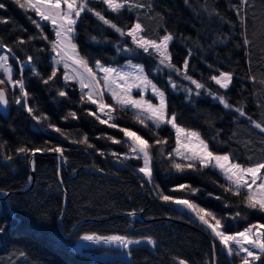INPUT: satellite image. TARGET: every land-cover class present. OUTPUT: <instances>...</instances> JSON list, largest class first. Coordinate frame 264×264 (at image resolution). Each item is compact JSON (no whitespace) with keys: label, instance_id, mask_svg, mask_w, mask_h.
I'll list each match as a JSON object with an SVG mask.
<instances>
[{"label":"trees","instance_id":"trees-1","mask_svg":"<svg viewBox=\"0 0 264 264\" xmlns=\"http://www.w3.org/2000/svg\"><path fill=\"white\" fill-rule=\"evenodd\" d=\"M141 2L152 7L124 9L119 14L111 13L102 0H89V7L103 10L107 18L125 30L139 19L144 35L150 39L163 36L165 32L173 33L174 40L169 46L172 62L182 67L184 60H189L188 74L206 85L199 96L195 92L189 96L186 89L195 87L190 81L159 66L155 55L144 53L129 37H121L88 11L81 14L76 25L74 42L79 53L89 62L122 63L132 58L142 63L152 81L165 91L169 115L176 113L179 125L199 131L213 152L231 153L234 162L249 166L264 160V133L254 128L247 117L224 108L207 94V89L219 92L232 105L243 107L252 119L264 122V83H261L264 81V0H249L244 26L233 7L239 5V0ZM0 3L5 4V8L0 9V45L12 48L10 58L15 64L17 60L33 57L32 66H26L21 73L17 69L15 78L20 73L29 94L28 106L35 109L34 114L47 117L36 120L40 129L32 128V116L16 103L18 96L14 98L7 89L11 112L8 116L0 113V195L13 193L0 199V228H3L0 264H179L182 259L191 264H235L240 261L239 256H229L222 251L219 240L209 231L207 234L202 231L207 230L203 225L160 196L193 201L222 218L226 231L235 232L250 224L264 223V212L242 203L246 190H242L240 196L225 192L221 185L227 186L228 182L211 167L200 169L197 166L196 170L178 172L173 162L186 161L168 155L175 146V132L168 125L159 129L151 125L144 128L134 122L135 114L130 109L121 110L116 104L114 114L118 128L101 124L89 115V111H97L96 106L86 102V98L82 102L83 92L79 86L65 81L63 67L53 63L51 52L55 37L50 24L40 21L41 33L32 23V20L39 21L34 12L21 9L14 0H0ZM245 36L250 44H244ZM21 39L25 43H19ZM126 48L131 51H125ZM158 67L162 70L158 71ZM53 69L57 70L56 77L45 84ZM220 71L233 73L227 90L210 80ZM169 74L177 84L176 89L169 83ZM253 76L255 80L249 79ZM0 79H3L1 75ZM60 90L67 95L59 96ZM71 112L76 113V118L69 115ZM56 128L61 131L57 132ZM121 128L137 130L153 144L150 183L132 165L126 164L123 170L115 169L113 159L117 155L113 154L127 150ZM153 132L158 135L153 136ZM85 136L87 144L76 142ZM109 137L122 143H114ZM157 138L167 143L155 145ZM55 146L64 148L68 163H63L59 172L57 157L38 154L34 185L18 192L29 182L32 153H20L17 149L40 148L47 152L44 149ZM133 163L139 165V160ZM99 169L107 173L100 175L91 171ZM180 184L191 185L198 191L178 190ZM140 211H144L145 216L160 218L143 221L133 214H121ZM166 216L191 224L171 221ZM87 233L146 236L155 239L156 244L131 247V261L102 259L73 247L76 239Z\"/></svg>","mask_w":264,"mask_h":264},{"label":"snow or ice","instance_id":"snow-or-ice-1","mask_svg":"<svg viewBox=\"0 0 264 264\" xmlns=\"http://www.w3.org/2000/svg\"><path fill=\"white\" fill-rule=\"evenodd\" d=\"M14 2L19 5L21 9L34 12L35 16L39 18V21L32 20V23L36 28L40 29L41 33H43V27L40 21L51 24L55 30L56 37V39L52 41V50L60 57L57 63L63 62L65 69H67L70 66L68 61H71L73 66L83 68L84 71L79 72L76 71V67H73L74 75H69V73L65 71L64 80L79 79L81 90L88 89L87 92L82 94L81 101L85 102L86 98V102L96 106L97 111H89L88 114L95 117L101 124H106L112 128L119 127L115 122L114 107L104 101V92L97 87L100 82L96 79L95 72L88 66V61L79 55L77 45L73 43L77 21L85 11L93 13L99 21L113 29L121 37H130L132 44L138 49L143 50L144 53L155 55L159 61V66L170 69L182 75L184 79L190 81L191 84L195 86L196 96L201 94L200 90L206 89L204 83H201L188 74L190 65L187 58L184 60L182 67H177L172 62V54L169 51V46L174 40V34L171 32H165L163 36H159L156 39L147 38L144 35L145 29L139 19H137L135 23L129 25L127 30H125V28L119 26L114 20L107 18L103 14V10L98 11L93 7H89V0H14ZM102 3L106 5L111 13L117 14L124 9L132 10L152 7L151 4H145L141 2V0H102ZM233 7L236 10L237 16L240 17V24L242 26L246 25L249 0H239V5H233ZM3 8H5V4L0 3V9ZM43 38L47 39V36ZM30 39H32V37H30ZM19 43L23 44L25 41L21 39ZM250 43L247 36H245L244 44L247 45ZM3 47L7 48V52L0 56V69H2L3 73L7 76V80L0 79V85L8 83L13 87H18L21 96L16 100V103L21 104L34 120L39 121L41 119H47V117L35 115V109L28 106L27 98L29 94L25 90L23 80L12 79L13 68L9 64V54L12 53V48L7 45H3ZM124 50L131 51V49L127 48ZM69 52H71V55H69ZM191 55L192 53L189 51V56ZM32 59L33 57L31 56L27 58L29 62L32 61ZM95 67L99 68L100 71L104 73L103 83L108 87L112 100L120 106V109L135 110V115L133 117L135 123L144 128H149L151 124L155 129H159L163 125H169L175 130L176 147L173 149V152L168 153V155L172 156V154L175 153L176 156L186 161V163L173 162V167L178 172L196 170L197 166H199L200 169L209 167L218 169L228 182L227 186L221 185L225 192H229L234 196H240L241 191L246 190L242 203L245 204L247 208L264 212V160L245 166L239 162H234V157L231 153L218 154L213 152L210 149L209 143L201 137L199 131L186 129L179 125L177 123L176 113L173 112L169 115L165 91L149 79L148 74L144 72L143 65H133L131 67L134 68V71L128 72L122 69L105 67L97 60ZM157 70L159 71L162 69L158 67ZM56 72L57 70L53 69L51 75L44 83L47 84L49 81L53 80L56 77ZM249 79L255 80V77H249ZM210 80L214 81L220 89L227 90L232 83L233 73L229 71H220L219 75H212ZM169 83L173 89L177 88V84L172 80L171 74H169ZM261 83H264V81H261ZM112 84L116 85L115 89L111 87ZM117 89L119 91H117ZM134 89L140 90L138 98L133 95ZM149 90L152 96L158 100V103H153L151 99L145 98L144 94ZM186 91L189 93V96L193 93V89L191 88H187ZM207 94L216 99L224 108L234 109L239 116L247 117L254 128L264 133V122L252 119L251 116H248L243 107L232 105L225 95H221L219 92H214L211 89H207ZM58 95L64 97L67 93L60 90L58 91ZM0 104H8L6 89L3 87H0ZM101 114L106 118H101ZM69 115L76 118L75 112H71ZM49 127L55 126L49 124ZM55 130L57 132L61 131L59 128ZM120 131L123 133L124 137L130 141L129 152L123 153L122 159H142L143 166L140 167L138 171L143 173V175L151 181L153 174L151 150L153 144H150L148 139H145L144 136H141L136 131H132L130 128H121ZM152 134L153 136L158 135L156 132ZM109 139H112L114 143H122V141L116 140L114 137H109ZM76 142L87 144L88 138L85 136L83 139ZM165 143H167L165 139L157 138L154 140L155 145H162ZM89 146L91 147V145ZM44 150L59 153L61 157L64 155V148L61 146L49 147ZM17 151L20 153L31 152L35 154L40 152L41 149L20 147ZM113 155L117 154L114 153ZM8 159H11V157H8ZM177 189L190 190L192 192L198 191V189L192 188L191 185L187 184H180L177 186ZM160 199L166 202L183 205L194 213L196 218L211 230L229 256L240 257V264H257L258 261L264 264V223L250 224L243 231L229 233L225 230L222 218H217L214 213L200 207L193 201L188 199H177L171 195H161ZM218 199H220V197H218ZM236 215L239 216L240 213ZM209 217L214 223L209 221ZM0 231H3V228H0ZM84 239L94 240L104 238H97L94 235H85ZM108 239L118 241L124 247H127L129 243H139V241H128L122 236H112ZM149 242H152L150 238ZM241 253L244 255L241 256ZM179 264H188V262L186 260H180Z\"/></svg>","mask_w":264,"mask_h":264},{"label":"rangeland","instance_id":"rangeland-1","mask_svg":"<svg viewBox=\"0 0 264 264\" xmlns=\"http://www.w3.org/2000/svg\"><path fill=\"white\" fill-rule=\"evenodd\" d=\"M38 18V17H37ZM41 22H43V21H41ZM45 23H47V22H45ZM50 24V23H49ZM50 27H51V29H52V31L54 32V37H55V30L53 29V27L51 26V24H50ZM76 32V31H75ZM74 35H75V33H74ZM130 38V37H129ZM56 39V37L54 38V40ZM53 40V41H54ZM130 40H131V38H130ZM73 43H75L74 42V40H73ZM76 44V43H75ZM77 51H78V49H77ZM7 52V48H5V47H2V46H0V56H2V55H4L5 53ZM78 53H79V51H78ZM69 55H71V52H69ZM79 55L81 56V57H83L80 53H79ZM10 56H13V54L11 53V54H9V64L12 66V68H13V73H12V79L13 80H17V79H22V77H21V75H20V73L22 72V70L26 67V66H32V63H31V61L29 62L28 60H25V61H21V60H17V64H15L12 60H11V58H10ZM51 58H52V60H53V63H54V65L56 66V67H59V66H62L63 67V70H64V73H65V71H67L68 73H69V75H74L75 73L73 72V67H76V66H73L72 64H71V61H68V63H69V67L67 68V69H65V67H64V64H63V62H60V63H57V61H59V59H60V57L59 56H57V54H56V52H54L53 50H52V52H51ZM84 58V57H83ZM86 59V58H85ZM87 60V59H86ZM88 61V60H87ZM101 62V64L103 65V66H105V67H112V68H117V69H122V70H124V71H128V72H132V71H134V68H132L131 66H133V65H137V64H139V65H143L142 63H140V62H138V61H136V60H134V59H132V58H128V59H126L125 61H123L122 63H103L102 61H100ZM95 63H96V61H94V62H89L88 61V66L90 67V68H92L93 69V71L95 72V74H96V79L100 82L99 83V85L97 86L98 87V89H100V90H103V92H104V101L106 102V103H109V104H111L113 107H114V109H115V104H116V102L114 101V100H112V98H111V94H110V92H109V89H108V87H106L105 85H104V83H103V78H104V73L102 72V71H100V69L99 68H96L95 67ZM144 67V66H143ZM17 69H19V76L17 77V78H15V74H16V72H17ZM76 71H79V72H83L84 70H83V68H79V67H76ZM144 72L146 73V71H145V69H144ZM147 74V73H146ZM0 75L2 76V78L4 79V80H7V76L3 73V70L2 69H0ZM215 75H219V73H216ZM149 79H151L150 77H149ZM152 80V79H151ZM68 81H73V82H75L78 86H79V88H80V90H81V87H80V83H79V79H74V80H68ZM153 83H155L154 81H152ZM156 84V83H155ZM157 85V84H156ZM2 87H4L6 90L8 89V90H10L11 91V93L14 95V98L15 97H17V99H19L20 98V96H21V92H20V90H19V88L18 87H13L11 84H8V83H6L4 86H2ZM111 87L113 88V89H115L116 88V85L115 84H112L111 85ZM7 90V91H8ZM82 91V90H81ZM88 91V89H83V93H85V92H87ZM117 91H119L118 89H117ZM139 89H134L133 90V95L134 96H137V98H138V93H139ZM196 91V89H195V87L193 88V92H195ZM145 98L146 99H151L152 100V102L153 103H158V100L157 99H155L153 96H152V93H151V91L149 90V91H147V92H145ZM117 105V104H116ZM119 106V105H118ZM97 109V108H96ZM134 114H135V110H133V109H130ZM115 115V114H114ZM101 116L103 117V118H106V117H104L103 116V114H101ZM151 125V124H150ZM169 126V125H168ZM170 128H171V126H169ZM173 129V128H172ZM132 131H136V132H138L137 130H134V129H131ZM192 130V129H191ZM173 131L175 132V130L173 129ZM139 134V133H138ZM129 143H130V141H128L127 140V138H126V145H127V150L126 151H124V152H117L116 154H117V156L116 157H120L119 159H121L125 164H128V165H132V166H134V168L138 171V169L140 168V167H142L143 166V160L142 159H140L139 160V165H136V164H134L133 163V161H138L137 159H135V158H130V159H127V160H123L122 159V154L123 153H127V152H129ZM176 147V132H175V146H174V148ZM173 148V149H174ZM172 152H173V150H172ZM219 154V153H218ZM223 154V153H222ZM131 155V154H130ZM173 155L175 156V157H177V158H179V159H182L181 157H179V156H176L175 155V153H173ZM218 172H219V170L218 169H216ZM139 172V171H138ZM140 173V172H139ZM220 173V172H219ZM142 176H143V178L148 182V183H150L151 181H149V179L147 178V177H145L144 175H143V173H140ZM180 199V198H179ZM173 204V206L174 207H176L177 209H179L180 211H183V212H185L186 214H189L190 215V217L191 218H194L195 220H197L201 225H203L208 231H210V233L213 235V233L211 232V230L206 226V225H204V224H202L197 218H196V216H195V214L194 213H192L191 211H189L187 208H185L183 205H179V204H176V203H172ZM211 223H214V221H211V220H209ZM254 224H256V223H254ZM249 226V225H248ZM248 226H246V227H248ZM246 227H244L243 229H241V230H239V231H243ZM228 232V231H227ZM235 232H238V231H235ZM229 233H234V232H229ZM85 235H94V236H96L97 238H100V237H103L104 239H94V240H85L84 239V236ZM112 236H122V237H125L128 241H139V243H135V242H133V243H129L128 244V246L127 247H124L120 242H118V241H112V240H110V239H108L109 237H112ZM214 236V235H213ZM215 237V236H214ZM149 238L151 239V243L149 242ZM155 244H156V241H155V239H153V238H151V237H137V238H132V237H126V236H123V235H117V234H111V235H98V234H91V233H87V234H83V235H81V236H79L77 239H76V241L74 242V244H73V247L74 248H76V249H78V250H81V251H85V252H87L88 254H90V255H92V256H94V257H99V258H102V259H110V258H122V259H126V260H128V261H131L132 259H131V254H130V249H131V247H133V246H140V245H149V246H151V247H154L155 246ZM223 248V247H222ZM225 250V249H224ZM226 251V250H225ZM244 254L243 253H241V256H243Z\"/></svg>","mask_w":264,"mask_h":264},{"label":"water","instance_id":"water-1","mask_svg":"<svg viewBox=\"0 0 264 264\" xmlns=\"http://www.w3.org/2000/svg\"><path fill=\"white\" fill-rule=\"evenodd\" d=\"M2 87V86H0ZM4 88V87H3ZM6 96H7V99H8V104L7 105H3V104H0V113L4 116H8L11 112V103H10V100H9V97H8V92L6 90ZM30 125L32 128L38 130L40 129V126L39 124L36 122V120L34 119H31L30 121ZM47 154V155H52V156H55L58 158L59 162H60V168H59V172L61 170V166L62 164L64 163L65 165L68 163L67 159L64 158V155L63 157H61V155L59 153H55V152H50V151H47V152H43V151H40V152H37L35 154H31L30 156V178H29V182L27 184V186H25L24 188L18 190V192H23V191H27L29 190L35 183V178H36V168H35V158L38 154ZM113 165L115 167V169L117 170H123L126 168V164L121 160L119 159L118 157H115L113 159ZM93 173L95 174H106L107 172L104 171V170H97V171H93L91 170ZM78 172V170L76 171V173ZM111 175V174H109ZM13 193V191H9V192H6L4 193L3 195H0V199H4V198H8L11 194ZM66 206H67V203H65V206H64V211L66 209ZM121 214H133V213H130V212H121ZM137 218H139L140 220H143V221H152V220H156V219H159L160 217H152V216H145L144 215V211H140V212H134V214ZM189 215V214H188ZM190 216V215H189ZM166 218H168L169 220L171 221H179V222H182V223H185V224H191L190 222L188 221H184V220H180V219H176V218H172L170 216H166ZM61 219H62V215L59 217L58 219V223L59 225L61 224ZM194 219V218H193ZM195 220V219H194ZM196 222H198L197 220H195ZM199 223V222H198ZM200 224V223H199ZM77 225L74 227V229L72 230V232L76 229ZM198 229H201L202 228L200 226H197ZM205 234H207V231L208 230H202ZM71 232V233H72ZM210 232V231H209ZM66 236H69L70 234L68 233H65ZM222 251H225L224 248H222ZM182 260H185V259H182ZM188 262V264H191L188 260H186ZM260 261L257 262V264H259ZM217 264V263H215ZM235 264H240V261L236 262Z\"/></svg>","mask_w":264,"mask_h":264}]
</instances>
